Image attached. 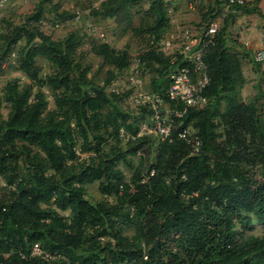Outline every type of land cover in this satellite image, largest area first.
<instances>
[{
  "label": "trees",
  "instance_id": "1",
  "mask_svg": "<svg viewBox=\"0 0 264 264\" xmlns=\"http://www.w3.org/2000/svg\"><path fill=\"white\" fill-rule=\"evenodd\" d=\"M124 3L102 1L101 7L112 14L124 11ZM244 4L231 6L247 10ZM148 10L157 16L153 28L159 38L164 0H151ZM21 32L28 42L40 40L19 63L38 90L30 98V88H20L13 78L5 82L0 97L8 104L6 118L0 117V163L8 160L7 184L14 186L0 195V264H264V233L238 238L241 228L254 220L264 225V181L249 175L257 163H264V131L254 101L238 96L240 60L227 47L224 33L215 34L205 53L208 102L176 118L175 124H182L173 127L171 140L162 139L155 163L145 169L139 162L125 181L116 167L124 153L115 149L114 155H106L101 144L106 135L118 138L129 117L116 103L118 94L87 77L88 68L75 60L80 41L72 35L54 40L40 31L19 29L9 43ZM93 51L115 69L129 64L125 50L106 42L95 44ZM35 56L49 59L56 72L40 76ZM143 60L157 71L151 91L159 93L168 86L169 74L183 64L180 54L170 60L154 48ZM112 76L109 71L106 82ZM45 83L57 90L53 109H47L40 89ZM221 95L227 106L216 120L212 102ZM189 123L200 140L197 151L177 136ZM219 124L225 131L222 139L215 131ZM129 128V151L154 137L137 135L134 120ZM79 140L92 155L76 168ZM20 156L23 173L18 179ZM46 169L53 172L46 174ZM95 180L101 191L115 195L114 203L85 197L82 183ZM124 225L133 227L131 235L124 233ZM35 243L44 254L31 255Z\"/></svg>",
  "mask_w": 264,
  "mask_h": 264
},
{
  "label": "rangeland",
  "instance_id": "2",
  "mask_svg": "<svg viewBox=\"0 0 264 264\" xmlns=\"http://www.w3.org/2000/svg\"><path fill=\"white\" fill-rule=\"evenodd\" d=\"M102 1L106 3L108 0H0V97L3 95L5 82L13 78L18 80L20 88H30V98L38 90L36 81L31 80L20 70L19 63L23 53L40 40L34 38L28 42V36L21 32L16 42L9 43L15 31L19 29L40 31L54 40H63L72 35L75 41H80L76 48L75 60L81 68H88L87 77L97 85L106 84L107 91L117 93L119 98L116 103L129 114L119 128L118 138L106 135L101 143L102 152L106 155H114L115 149L124 153L125 158L116 160V167L122 171L125 181H128L139 162L145 164V169L155 163L157 149L162 141L158 136L149 137L135 152L128 150L127 141L133 134L129 128L130 121L134 120L138 131L142 123H150V115L136 101L137 94L140 91H151L158 78L157 71L147 65L146 60L142 61V55L154 48L162 51L170 60L177 59L186 39L185 29L188 28L189 33L198 38L206 21L212 18L217 20L219 25L216 35L224 33L227 47L240 60L242 80L236 82L238 96L243 102L254 101L259 124L264 131V61L253 60L252 56L257 46L250 41L249 33L241 36L231 22L235 15L234 11L241 9L227 5V0H164L165 16L157 38L153 28L157 16L148 10L151 0H125V10L112 14H104ZM258 2L259 0H247L243 7L251 9V14L257 19L255 23L264 28V13L259 12ZM110 5L109 2L107 6ZM101 9L103 11L100 14L95 13ZM243 25L244 29H247L251 26V21L248 20ZM105 42L127 52L129 64L126 67L115 69L102 56L94 53L93 46ZM34 63L40 76L56 72L54 64L44 56H35ZM109 71L113 76L106 82ZM40 89L47 101V109H53L57 90L49 83H45ZM226 106L224 95L212 102L216 120L221 119ZM7 113L8 104L1 99L0 117L5 119ZM181 124L177 122L174 126L177 128ZM185 129L189 136L198 138L192 123ZM215 131L217 139L224 138L223 125L219 124ZM76 153L77 159L73 162L76 168H79L84 160L88 161V157L92 155V152L81 147V140L76 145ZM17 160L16 171L19 179L23 173L21 165L23 157L20 156ZM7 167L8 160L0 163V195L6 194L7 190L14 187L7 184V176L11 173L10 170L6 171ZM52 172L50 169L45 170L46 174ZM249 175L258 181H264V163H257ZM82 185L85 197L89 201L101 200L107 204L115 202V195L101 191L97 180L84 182ZM49 205L54 207L53 203ZM56 210L63 215L69 214L67 210L58 208ZM241 230L238 238L261 235L264 233V225L254 220ZM124 233L131 235L133 227L124 225Z\"/></svg>",
  "mask_w": 264,
  "mask_h": 264
},
{
  "label": "built area",
  "instance_id": "3",
  "mask_svg": "<svg viewBox=\"0 0 264 264\" xmlns=\"http://www.w3.org/2000/svg\"><path fill=\"white\" fill-rule=\"evenodd\" d=\"M246 0H227V5H242ZM218 21L210 19L204 25L200 36L195 38L189 29H185V40L179 54L183 64L169 74V84L164 93L140 91L136 101L150 111V123H142L137 135H153L161 139H172L176 118L182 117L190 107L203 105L207 101L205 90L209 84V73L205 61L206 49L214 43L218 30ZM253 60L264 61V39L261 46L253 53ZM179 138L190 144L192 151H197L200 140L189 136L186 129L177 133ZM44 252L37 243L31 247V255Z\"/></svg>",
  "mask_w": 264,
  "mask_h": 264
},
{
  "label": "crops",
  "instance_id": "4",
  "mask_svg": "<svg viewBox=\"0 0 264 264\" xmlns=\"http://www.w3.org/2000/svg\"><path fill=\"white\" fill-rule=\"evenodd\" d=\"M247 1V0H246ZM258 8H259V12L264 13V0H259L258 2ZM252 10L251 9H247V10H235V15L233 17V19H231V22H233V26H235L237 28V32L241 35L244 36L242 34H246L248 35V33L250 34V41L252 40V42L254 43V45H256L257 47H255L256 49L259 48L261 46V40L264 38V28H260L259 25L257 23H255V21H257V19L254 17V14H251ZM250 20L251 21V26L248 27L247 29H244V25L243 23ZM264 24V21H263ZM240 28H242V30H240ZM249 30V31H248ZM247 42V41H246ZM255 49V50H256Z\"/></svg>",
  "mask_w": 264,
  "mask_h": 264
}]
</instances>
